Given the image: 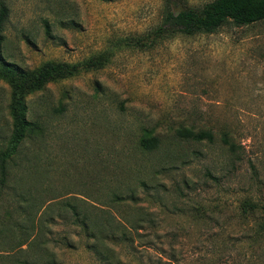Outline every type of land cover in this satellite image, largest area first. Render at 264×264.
I'll list each match as a JSON object with an SVG mask.
<instances>
[{"label":"rangeland","instance_id":"1","mask_svg":"<svg viewBox=\"0 0 264 264\" xmlns=\"http://www.w3.org/2000/svg\"><path fill=\"white\" fill-rule=\"evenodd\" d=\"M210 1L0 0V59L24 71L47 61L78 69L26 97L27 119L43 132L21 145L1 195L7 206L30 201L34 223L43 221L39 264H99L62 205L129 192L135 203L109 209L130 217L141 208L140 232L149 236L150 225L158 239L151 248L113 242L120 264H264V21L155 35L167 8ZM8 100L0 79V146ZM180 127L210 130L213 141H184ZM143 129L159 140L149 153L137 147ZM245 200L256 205L250 214Z\"/></svg>","mask_w":264,"mask_h":264},{"label":"trees","instance_id":"2","mask_svg":"<svg viewBox=\"0 0 264 264\" xmlns=\"http://www.w3.org/2000/svg\"><path fill=\"white\" fill-rule=\"evenodd\" d=\"M7 15V8L0 4V46L3 42L2 31ZM261 21H264V0H212L203 4L198 10L183 9L173 12L167 8L155 35L209 34L215 32L226 22L235 27H242ZM77 71V65L54 61H47L36 69L24 71L14 63L0 59V79L7 84L9 89L7 109L10 118L9 134L0 146V207L3 209V213H0V220L3 219L0 221V248L2 249L0 252H4L0 254V264H39L32 256V251L43 252L49 242L38 239L45 234L44 225L41 218L34 223L30 201L24 204H15V201L8 202L11 210L6 214L10 208L1 196L12 176L9 171L10 165L17 156H20L21 145L25 140H33L43 132L38 122L27 119L26 97L41 90L46 83L69 78ZM175 136L184 141H206L207 143L213 141V133L210 130H194L188 127L176 129ZM220 139L223 144L232 149L233 145L228 141L226 133H222ZM158 146L159 140L153 131L143 129L137 140L139 150L149 153L157 149ZM140 186L144 187L145 185L141 183ZM126 201L136 202L133 192L124 196L112 193L102 202L106 205H101V203L99 206H93L79 198L66 200L62 205V211L69 218L70 226L75 228L73 230L81 231L85 240V249L99 264H120L118 254L113 248V242L131 244L135 240L137 244L148 248L157 244L155 241L158 236L155 235V231H150V225L148 227L149 236L140 232L146 230L141 228V224L147 216L146 213H142L141 208H133L137 213L136 216L133 214L130 217L125 213L121 215L109 209L111 204L119 206ZM259 206L264 214V203ZM255 209L254 203L246 200L242 202V213L250 214ZM6 216L10 218H5ZM261 223V227L264 229V219ZM129 232L133 233L134 237L128 235ZM65 244L67 248H70L67 237ZM150 264L164 263L157 257Z\"/></svg>","mask_w":264,"mask_h":264}]
</instances>
